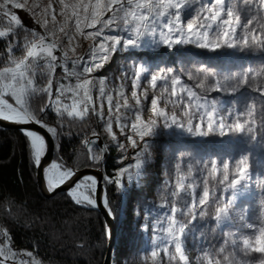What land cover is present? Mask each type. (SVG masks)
<instances>
[{"label": "snow or ice", "instance_id": "6c2138e0", "mask_svg": "<svg viewBox=\"0 0 264 264\" xmlns=\"http://www.w3.org/2000/svg\"><path fill=\"white\" fill-rule=\"evenodd\" d=\"M82 40L91 41L84 54ZM189 46L258 59L234 71L199 62L194 71H176L137 56ZM118 52L130 63L109 89V77L95 73ZM36 97L41 102L34 108ZM91 117L121 160L135 150L133 164L103 176L114 191H123L125 177L139 186L155 163L150 140L160 129L243 142L236 155L209 154L186 164L191 152L176 148L158 205L164 211L151 222L146 213L141 225L151 247L132 264H264V161L257 156L264 151V0H0V122L18 126L42 190L62 192L77 206L102 205L112 215L107 192L98 196V179L60 155L62 137L83 133L88 159L100 164L109 145L96 147L101 134L87 123ZM50 152L56 155L47 159ZM209 232L217 234L214 243ZM0 264L42 261L17 249L0 226Z\"/></svg>", "mask_w": 264, "mask_h": 264}, {"label": "trees", "instance_id": "16d2710c", "mask_svg": "<svg viewBox=\"0 0 264 264\" xmlns=\"http://www.w3.org/2000/svg\"><path fill=\"white\" fill-rule=\"evenodd\" d=\"M19 15L25 25L33 26L27 13L20 11ZM40 102L39 97L33 98V107ZM80 123L74 122V131H79ZM87 123L99 132L97 118L91 117ZM82 135L61 138L60 155L67 165L79 169L91 165L100 167L103 176L113 175L120 166L113 151L108 148L100 164H92L81 143ZM104 186L115 216L121 207L120 190L114 191L112 185L105 183ZM0 226L13 235L17 249L33 251L42 264L103 262L107 231L100 213L75 205L62 192L44 197L37 187L24 137L19 129L3 127H0ZM80 244L84 247H78Z\"/></svg>", "mask_w": 264, "mask_h": 264}, {"label": "rangeland", "instance_id": "374dc122", "mask_svg": "<svg viewBox=\"0 0 264 264\" xmlns=\"http://www.w3.org/2000/svg\"><path fill=\"white\" fill-rule=\"evenodd\" d=\"M37 2H43V0H37ZM91 41H81V47L78 51L81 54L87 52L88 45ZM163 53V55H161ZM127 53H116L113 59L105 64L104 68L95 75L109 77V89H111L112 80L119 77L121 70L127 68L130 61H127L125 57ZM137 56L153 57V65L160 67L174 68L176 71H194V65L199 63H205L209 66H227L226 70L234 71L237 67L243 64L252 63L257 56L252 53H237L233 54L230 50L220 53H211L195 48L174 49L167 50L161 49L156 53H137ZM232 61H237L231 63ZM213 95H218L213 93ZM225 99H232L231 97H225ZM146 115H150L147 113ZM98 121V119H97ZM99 132L100 138L103 144H108L109 148L113 151L114 160L122 166H129L135 161L133 159V149H128V159L121 160V153L115 147V144L107 137L103 132L100 122ZM115 130V129H114ZM117 135L121 142H126L123 136ZM131 134V133H129ZM167 138H175L179 140L180 146H174L173 143L169 145L164 143ZM229 137L209 136L206 138L201 137H188L182 136L179 133H173L170 130L160 129L158 134L151 138L150 142L153 145V159L155 163L148 166L145 171V175L141 177L139 186H137L135 178L133 181H127L125 177V187L123 191L120 190V213L116 212L115 224H116V238L115 248L112 249V264H132L134 259H139L140 255L145 254L151 247L149 234L144 233L141 230V225L145 221V215L148 214L149 222L153 219L154 213L164 211V209L158 208V205L162 202L161 195L164 191V181L168 180L173 172V164L176 162V148L187 149L191 152V156L185 159L186 164L188 160L198 159L203 156L201 152L207 149H214L219 156L227 157L229 155L237 154V147L243 142L240 138H235L232 143H229ZM97 147V146H96ZM98 148V147H97ZM170 149V150H169ZM222 151V152H221ZM222 153V155H221ZM217 155L215 153H209ZM258 159L264 161V151L257 153ZM172 164V165H171ZM118 168V169H119ZM167 169L168 174H164V170ZM211 242H215L217 234L207 233ZM189 248H192V243L189 242ZM197 253L193 251L191 253L192 258H195ZM163 256V253H161ZM130 257V258H129Z\"/></svg>", "mask_w": 264, "mask_h": 264}, {"label": "water", "instance_id": "95a60500", "mask_svg": "<svg viewBox=\"0 0 264 264\" xmlns=\"http://www.w3.org/2000/svg\"><path fill=\"white\" fill-rule=\"evenodd\" d=\"M0 127L8 128V129H18V126L12 125L8 122H0ZM31 127L33 128V130L47 136L45 131L43 129H40L38 126L33 125ZM102 145H103V142L100 138L97 147H100ZM53 154H54V152H50L47 156V159H51L53 157ZM105 155L106 154H103V156H105ZM80 171L83 172L84 174L93 175L98 179L99 184H100V191L98 192V196H102L104 191H105V186H104V182H103V173H102L101 168L100 167L86 166V167L80 168ZM35 178H36L37 187L44 197L48 198V197L54 195V194H50V193H47L46 191L42 190L43 180H42L41 174L39 173V170H37L36 168H35ZM95 210H97L100 213V215L102 216V218L104 220L105 227H106V231H107L106 249H105L102 264H110L111 257H112V249L114 246L115 230H116L115 229L116 228L115 218H114L113 214L108 215L106 210L103 209L102 205L100 207L95 208Z\"/></svg>", "mask_w": 264, "mask_h": 264}, {"label": "bare ground", "instance_id": "6f19581e", "mask_svg": "<svg viewBox=\"0 0 264 264\" xmlns=\"http://www.w3.org/2000/svg\"><path fill=\"white\" fill-rule=\"evenodd\" d=\"M233 62H236L237 63V61H232L231 63H233ZM147 114V113H146ZM159 142L160 141H165L164 143H166V144H170V143H173V145L174 146H177V147H179L180 145V142H179V140H176L175 138L173 139V138H167V139H164V140H159V138L157 139ZM153 148V147H152ZM222 152V151H221ZM209 153H215V154H220V153H217V151L215 150V148L214 149H207V150H205V151H203V153L201 152V154H203V156H207V155H209ZM221 155H222V153H221ZM172 165V164H171ZM173 166V165H172ZM120 218H121V213H120ZM116 229V228H115ZM115 238H116V230H115ZM113 248H115V239H114V246H113ZM130 258V257H129ZM110 264H112V257H111V262H110Z\"/></svg>", "mask_w": 264, "mask_h": 264}]
</instances>
